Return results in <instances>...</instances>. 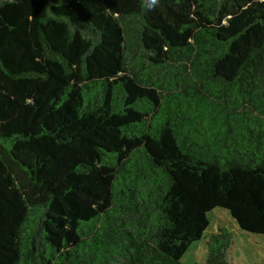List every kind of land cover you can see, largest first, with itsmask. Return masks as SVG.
Here are the masks:
<instances>
[{"label": "trees", "instance_id": "1", "mask_svg": "<svg viewBox=\"0 0 264 264\" xmlns=\"http://www.w3.org/2000/svg\"><path fill=\"white\" fill-rule=\"evenodd\" d=\"M148 3L0 0V264H183L216 207L264 235V0Z\"/></svg>", "mask_w": 264, "mask_h": 264}, {"label": "rangeland", "instance_id": "2", "mask_svg": "<svg viewBox=\"0 0 264 264\" xmlns=\"http://www.w3.org/2000/svg\"><path fill=\"white\" fill-rule=\"evenodd\" d=\"M209 225L200 240L192 242L181 258L183 264H204L207 258L206 241L219 227L228 228L233 234L229 251V264H264V235L239 228L229 211L216 207L207 213Z\"/></svg>", "mask_w": 264, "mask_h": 264}, {"label": "clouds", "instance_id": "3", "mask_svg": "<svg viewBox=\"0 0 264 264\" xmlns=\"http://www.w3.org/2000/svg\"><path fill=\"white\" fill-rule=\"evenodd\" d=\"M157 3H158V0H149V3H148V7H153V6H155V5H157Z\"/></svg>", "mask_w": 264, "mask_h": 264}]
</instances>
